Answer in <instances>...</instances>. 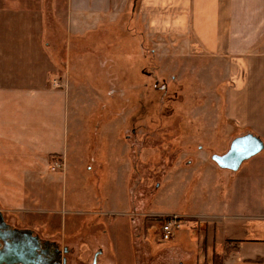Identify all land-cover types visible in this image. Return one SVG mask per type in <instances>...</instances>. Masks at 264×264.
Instances as JSON below:
<instances>
[{"label":"rangeland","instance_id":"rangeland-1","mask_svg":"<svg viewBox=\"0 0 264 264\" xmlns=\"http://www.w3.org/2000/svg\"><path fill=\"white\" fill-rule=\"evenodd\" d=\"M126 17L108 31L113 42L104 36L84 45V57L59 56L69 68L72 113L88 115L73 126L69 163L66 155H48L42 172L19 164L17 156L9 155L12 167L0 161L5 220L67 247V264H91L96 254L101 264H264V236L241 246L228 231L220 246L218 235L208 232L217 228L215 218L184 214L224 220L240 212L250 218V233L264 231L258 226L264 224V185L246 184L237 199L233 188L244 173L251 176L253 158L261 162L254 177L264 178V149L237 171L212 159L235 137L257 133L229 115V82L213 75L218 61L152 46L140 24ZM173 215L183 227L162 241L161 223Z\"/></svg>","mask_w":264,"mask_h":264},{"label":"crops","instance_id":"crops-1","mask_svg":"<svg viewBox=\"0 0 264 264\" xmlns=\"http://www.w3.org/2000/svg\"><path fill=\"white\" fill-rule=\"evenodd\" d=\"M130 5L131 0H0V161L4 165L12 167L9 155L34 171L47 169L48 155H66L69 163L73 126L85 124L88 114L85 111L76 119L72 113L73 87L65 77L69 68L61 66L59 56L84 57V45L104 36L103 40L113 42L108 31L120 26ZM137 23L143 40L152 46L162 43L169 52L215 58L218 66L213 67V75H223L229 82V115L264 138V0H138L130 24ZM172 36L177 39L170 41ZM169 43L177 46L170 48ZM77 131L83 135L82 127ZM258 159H251L255 167L250 177L244 173L236 180L235 199L244 186L264 185V178L254 177L261 164ZM184 214L215 218L217 228L208 232L218 235L214 242L220 246L228 231L229 239L239 240L241 246L249 239L259 243L264 236V231L247 230L251 221L244 213L226 215L224 220V215L194 210ZM258 226L264 229V224Z\"/></svg>","mask_w":264,"mask_h":264},{"label":"water","instance_id":"water-1","mask_svg":"<svg viewBox=\"0 0 264 264\" xmlns=\"http://www.w3.org/2000/svg\"><path fill=\"white\" fill-rule=\"evenodd\" d=\"M263 149V139L249 132L235 137L225 153L213 154L212 159L221 168L237 171L245 161L259 154ZM41 243L46 246L53 245V248H56L58 252L60 251L55 242H42L32 229L12 227L7 223L0 210V264H37L40 258L38 251ZM65 252H68L67 247ZM97 256L98 254H96L93 264H98ZM50 258L49 255V261L45 264H59L61 262L58 259L53 263Z\"/></svg>","mask_w":264,"mask_h":264},{"label":"flooded vegetation","instance_id":"flooded-vegetation-1","mask_svg":"<svg viewBox=\"0 0 264 264\" xmlns=\"http://www.w3.org/2000/svg\"><path fill=\"white\" fill-rule=\"evenodd\" d=\"M37 234V233H35ZM38 235V234H37ZM39 236V235H38ZM40 237V236H39ZM40 240L42 242H45V241H50V240H44L40 237ZM50 242H54V241H50ZM56 243V242H55ZM57 244V243H56ZM58 245V244H57ZM58 249H60V251L58 252V250L56 248H53V245H44L43 243H41L40 245V249L38 251L39 253V261L37 264H45L46 262H48V257L50 255V260L52 259L53 260V263H55L56 261H58V259L61 260V262L59 264H67V256L66 254H68L69 252V249H68V252H65V248H61L59 245L57 246ZM49 253V254H48ZM95 260V259H94ZM94 260L92 261L91 264L94 263ZM97 263L98 264H101L100 262H98V257H97Z\"/></svg>","mask_w":264,"mask_h":264},{"label":"built area","instance_id":"built-area-1","mask_svg":"<svg viewBox=\"0 0 264 264\" xmlns=\"http://www.w3.org/2000/svg\"><path fill=\"white\" fill-rule=\"evenodd\" d=\"M184 220L179 215L170 216L168 220L162 221L160 228V239L169 241L174 234L182 229Z\"/></svg>","mask_w":264,"mask_h":264},{"label":"trees","instance_id":"trees-1","mask_svg":"<svg viewBox=\"0 0 264 264\" xmlns=\"http://www.w3.org/2000/svg\"><path fill=\"white\" fill-rule=\"evenodd\" d=\"M137 2H138V0H131V5H130V8H129V10L124 14L125 15V17L127 18V20H129V23H131L132 22V18H133V15H134V12H135V10H136V7H137ZM147 46V45H146ZM108 55V54H107ZM117 55H115V54H109L108 56H107V58H108V60H112V61H115L116 59H117ZM152 58V57H151ZM118 59H121V58H118ZM122 60V59H121ZM170 218V216L169 217H165V219L164 220H168Z\"/></svg>","mask_w":264,"mask_h":264}]
</instances>
